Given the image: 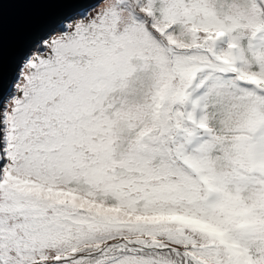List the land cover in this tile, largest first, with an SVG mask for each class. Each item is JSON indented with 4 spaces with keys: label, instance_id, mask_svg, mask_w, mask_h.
Wrapping results in <instances>:
<instances>
[{
    "label": "snow or ice",
    "instance_id": "obj_1",
    "mask_svg": "<svg viewBox=\"0 0 264 264\" xmlns=\"http://www.w3.org/2000/svg\"><path fill=\"white\" fill-rule=\"evenodd\" d=\"M0 264H264V0H0Z\"/></svg>",
    "mask_w": 264,
    "mask_h": 264
},
{
    "label": "water",
    "instance_id": "obj_2",
    "mask_svg": "<svg viewBox=\"0 0 264 264\" xmlns=\"http://www.w3.org/2000/svg\"><path fill=\"white\" fill-rule=\"evenodd\" d=\"M25 9L19 6H9L5 11V24L11 31L17 18L24 13Z\"/></svg>",
    "mask_w": 264,
    "mask_h": 264
}]
</instances>
